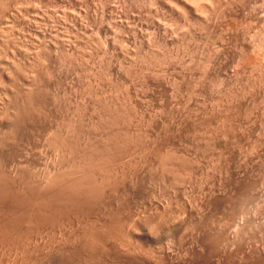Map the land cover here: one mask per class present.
Listing matches in <instances>:
<instances>
[{
	"label": "rangeland",
	"instance_id": "rangeland-1",
	"mask_svg": "<svg viewBox=\"0 0 264 264\" xmlns=\"http://www.w3.org/2000/svg\"><path fill=\"white\" fill-rule=\"evenodd\" d=\"M129 1L0 4L4 178L27 198L38 189L35 199L54 175L88 171L102 192L88 212L40 227L20 220L19 236L0 235V264H264V27L206 14L221 29H202L163 3ZM246 2L264 10V0ZM31 93L33 120L11 137L15 106Z\"/></svg>",
	"mask_w": 264,
	"mask_h": 264
},
{
	"label": "bare ground",
	"instance_id": "bare-ground-1",
	"mask_svg": "<svg viewBox=\"0 0 264 264\" xmlns=\"http://www.w3.org/2000/svg\"><path fill=\"white\" fill-rule=\"evenodd\" d=\"M18 1V0H17ZM133 1V0H132ZM132 1H129V2H131L132 4H136L137 2H139V0L135 3V2H132ZM149 1V2H148ZM247 0H144V2L146 3H150V4H153V3H163L164 4V6L166 5H168V6H170L171 8L169 9V10H172L173 11V8L174 9H176V11L178 10V13H175V15L177 16L178 15V17H180V18H182V19H188L189 21H191V23H196L197 24V26L199 25H201L203 28L202 29H206V27L208 26V28L210 27V30L212 29L211 27L214 25H212V26H210L213 22H214V20H213V22L211 23V22H209L208 23V21H209V19L207 20L206 18H204V16L207 14V16L209 15H211L212 17H208V18H216L217 20L219 19H223L224 18V20L226 19L225 17L226 16H228L227 17V19L230 17V19L232 18V20L234 19H244L245 20V18L247 17H249V19H251V20H255V22L256 21H258V23H259V25L260 26H262V27H264L263 26V24H264V10H259L258 9V7L256 6V5H252V4H250L249 2H246ZM257 1V0H256ZM4 2H5V0H0V4H3L4 5ZM82 2V1H81ZM113 2V1H112ZM253 2V1H252ZM11 3V2H10ZM130 3V4H131ZM145 3H143L142 1H141V3L139 2V4H145ZM146 3V4H147ZM158 3V5L160 6L161 4H159ZM5 4H6V2H5ZM101 4V3H100ZM123 4V3H122ZM129 4V5H130ZM163 4H162V7H163ZM35 5V4H34ZM154 6H155V4H153ZM158 5H157V7H158ZM260 5V4H259ZM37 6V5H36ZM126 6V5H125ZM132 6V5H131ZM135 6V5H134ZM142 6V5H141ZM150 6V5H149ZM152 6V5H151ZM154 6H152V7H154ZM166 6H165V8H166ZM251 6H253V7H251ZM254 6H256L257 7V9H255V7ZM130 7V6H129ZM162 7H160V8H162ZM260 7V6H259ZM3 8V7H2ZM141 8V7H140ZM160 8H158V9H160ZM168 8V7H167ZM166 8V9H167ZM156 9V8H155ZM261 9V8H260ZM2 10V9H1ZM162 10H163V8H162ZM259 10V11H258ZM8 11V10H7ZM45 11V10H44ZM164 11H166V10H164ZM172 11H169V14H171L170 12H172ZM39 12V11H38ZM140 12V11H139ZM156 12V11H155ZM161 12V11H160ZM167 12H168V9H167ZM157 13H158V11H157ZM165 13V12H164ZM163 13V14H164ZM173 13V14H174ZM154 14V13H153ZM13 16V15H12ZM172 16H174V15H172ZM175 16V17H176ZM120 17V16H119ZM4 18V17H3ZM179 18V19H180ZM246 18V19H247ZM175 19V18H174ZM178 20V19H177ZM216 20V21H217ZM161 21V20H160ZM223 21V20H222ZM226 21V20H225ZM231 21V20H230ZM236 21V20H235ZM242 21V20H241ZM184 22V21H183ZM147 23V22H146ZM211 23V24H210ZM217 23H219V21H217ZM247 23H249V21H247ZM252 23V22H251ZM261 23H262V25H261ZM193 24H190V23H188V25H193ZM223 24V23H222ZM226 24V23H225ZM252 24H254V23H252ZM257 24V23H256ZM5 25V24H4ZM160 25V24H159ZM176 25V24H175ZM195 25V24H194ZM193 25V26H194ZM215 25H218V24H216L215 23ZM215 25H214V28H213V30H215V28L216 27H220V25H221V22H220V25L219 26H216L215 27ZM161 26H163V25H161ZM185 26V25H184ZM187 26V25H186ZM200 26V27H201ZM14 27V26H13ZM102 27V26H101ZM223 27V26H222ZM262 27H260V28H262ZM164 28V27H163ZM187 28V27H186ZM93 29V28H92ZM184 29V28H183ZM221 29V27L218 29V30H220ZM259 29V28H258ZM186 30V29H185ZM208 30V29H207ZM261 30H263V29H261ZM203 31V30H202ZM196 32V31H195ZM200 32V31H199ZM211 33H212V36L214 35L213 34V32L212 31H210ZM221 32V31H220ZM219 31H218V33H219V35H221V33H220ZM261 32V31H260ZM99 33V32H98ZM258 33H259V31H258ZM264 33V32H263ZM263 33H262V35H263ZM165 34V33H164ZM176 34V33H175ZM188 34V33H187ZM203 34H205V33H203ZM210 34V33H209ZM222 34H224V32L222 33ZM226 34V33H225ZM255 34V33H254ZM197 35V34H196ZM211 35V34H210ZM261 35V34H260ZM3 36V35H2ZM185 36V35H184ZM204 36H206V35H204ZM214 36H216V34L214 35ZM200 37V36H199ZM211 37V36H210ZM253 37H254V35H253ZM253 37H251V38H253ZM261 37V36H260ZM102 38V37H101ZM155 38V37H154ZM243 38V37H242ZM257 38H259V37H257ZM45 39V38H44ZM156 39V38H155ZM154 39V40H155ZM162 39V38H161ZM171 41V40H170ZM254 41H255V38H254ZM162 42V41H161ZM182 42V41H181ZM101 43V42H100ZM148 43V42H147ZM174 43V42H173ZM220 43V42H219ZM252 43H253V41H252ZM179 44V43H178ZM172 45V44H171ZM212 45V44H211ZM241 45V44H240ZM106 46V45H105ZM159 46H160V44H159ZM251 46V45H250ZM36 47V46H35ZM52 47V46H51ZM96 47V46H95ZM186 47V46H185ZM223 47V46H222ZM241 48V47H240ZM152 49V48H151ZM154 49V48H153ZM185 49V48H184ZM258 49V48H257ZM264 49V48H263ZM197 50V49H196ZM255 50V49H254ZM260 50V49H259ZM153 51V50H152ZM185 51V50H184ZM240 51H242V50H240ZM244 51V50H243ZM256 51V50H255ZM154 52V51H153ZM212 52V51H211ZM1 53V52H0ZM66 53V52H65ZM145 53V52H144ZM150 53H152V52H150ZM202 53V52H201ZM215 54V53H214ZM126 55V54H125ZM160 55V54H159ZM154 56V55H153ZM157 56V55H156ZM170 56V55H169ZM134 58V57H133ZM165 58V57H164ZM213 58V57H212ZM129 59V58H128ZM156 60V59H155ZM171 60V59H170ZM174 60V59H173ZM216 61V60H215ZM142 62V61H141ZM144 62V61H143ZM151 62H152V60H151ZM156 62V61H155ZM77 63V62H76ZM191 63V62H190ZM201 63V62H200ZM263 63V62H262ZM67 64V63H66ZM106 64V63H105ZM155 64V63H154ZM201 66V65H200ZM107 67V66H106ZM168 67H169V65H168ZM189 67V66H188ZM210 67V66H209ZM19 69V68H18ZM132 69V68H131ZM261 69V68H260ZM143 70V69H142ZM154 70V69H153ZM202 70H203V68H202ZM251 71V70H250ZM41 73V72H40ZM248 74V73H247ZM130 76V75H129ZM33 77V76H32ZM174 77V76H173ZM102 79V78H101ZM133 79V78H132ZM163 79V78H162ZM92 84V83H91ZM217 86V85H216ZM31 90V89H30ZM99 90V89H98ZM117 90V89H116ZM35 92V91H34ZM96 92V91H95ZM248 92V91H247ZM30 94V93H29ZM37 94V93H36ZM122 94V93H121ZM253 94V93H252ZM28 95V94H27ZM26 97V96H25ZM15 98V97H14ZM13 98V99H14ZM27 98V97H26ZM35 99H36V102L38 101V99L36 98V96L34 95V93L32 94L31 93V95H29V98H27V100H29L28 102H26L27 100H25V102L22 100V103H17V101H16V106H15V104H14V106H15V111L13 112L14 114L12 115L13 116V127L12 128H10V133H12L11 134V137H13L14 136V134H17L16 132H19V128L20 127H22L26 122H28L29 120H33V118H32V114H31V111L29 110V109H33V108H31L32 106V104H33V102H35ZM126 100V99H125ZM264 100V99H263ZM13 101V100H12ZM36 102H35V105L33 104V107H36L37 105H36ZM13 103V102H12ZM28 103H29V105H30V108H28L29 107V105H28ZM38 103V102H37ZM99 104V103H98ZM40 105V104H39ZM13 106V105H12ZM13 106V107H14ZM105 107V106H104ZM79 109V108H78ZM82 109V108H81ZM257 109V108H256ZM7 110V109H6ZM35 110V109H34ZM33 110V111H34ZM38 110V109H37ZM114 110V109H113ZM125 110V109H124ZM5 111V110H4ZM3 111V112H4ZM32 111V112H33ZM117 111V110H116ZM35 112V111H34ZM108 112V111H107ZM7 113V112H6ZM12 113V112H11ZM123 113V112H122ZM42 114V113H41ZM110 114V113H109ZM244 114V113H243ZM4 116V115H3ZM9 117V116H8ZM34 117V116H33ZM37 117V116H36ZM119 117V116H118ZM124 118V117H123ZM113 119V118H112ZM120 119H122V118H120ZM105 120V119H104ZM118 121V120H117ZM31 122V121H30ZM29 122V123H30ZM33 122V121H32ZM103 122V121H102ZM112 122H113V120H112ZM115 122V121H114ZM112 123V125L113 124H115V123ZM80 123V122H79ZM108 124V123H107ZM119 125V124H118ZM27 127V126H26ZM102 127V126H101ZM100 127V128H101ZM104 127V126H103ZM120 127V126H119ZM4 128H6V127H4ZM23 128V127H22ZM89 128V127H88ZM110 128V127H109ZM81 129V128H80ZM21 130V129H20ZM23 130V129H22ZM12 131V132H11ZM78 131V130H77ZM113 131H115V130H112V132ZM5 132V131H4ZM21 132V131H20ZM58 132V131H57ZM10 133H8L9 135H10ZM62 134V133H61ZM64 134V133H63ZM71 134V133H70ZM106 134V133H105ZM108 134V133H107ZM106 134V135H107ZM116 134H117V132H116ZM5 135V134H4ZM13 135V136H12ZM22 135V134H21ZM54 135H55V133H54ZM58 135V134H57ZM56 135V136H57ZM112 135V134H111ZM110 135V136H111ZM8 136V135H7ZM53 136V135H52ZM59 136H61V135H59ZM58 136V137H59ZM116 136V135H115ZM127 136H128V134H127ZM5 137V136H4ZM3 137V138H4ZM57 137V138H58ZM66 137V136H65ZM64 136L63 137H59V139L61 138H63L62 140L64 141V143L66 144V142H69V144H71L70 143V141L68 140V138H65ZM108 137V136H107ZM114 137V136H113ZM122 137V136H121ZM125 137V136H124ZM129 137V136H128ZM10 138V137H9ZM56 138V137H55ZM115 138V137H114ZM117 138V137H116ZM12 139V138H11ZM61 139H60V142H61ZM109 139H111V137L109 138ZM120 139V138H119ZM133 139V138H132ZM5 140V139H4ZM107 140V139H106ZM112 140V139H111ZM110 140V141H111ZM116 140V139H115ZM121 140V139H120ZM135 140V139H134ZM3 141V140H2ZM6 141V140H5ZM0 142H1V138H0ZM9 142V141H8ZM120 142H122V141H120ZM124 142V141H123ZM2 143V142H1ZM62 143V142H61ZM60 143V144H61ZM111 143V144H110ZM117 143V142H116ZM63 144V143H62ZM68 144V143H67ZM15 145V144H14ZM75 145V144H74ZM98 145V144H97ZM108 145L110 146V145H112V142H109L108 143ZM115 146H113V147H115V148H112V149H116V148H118L119 146H120V144L118 143L117 145H119L118 147L116 146V144H114ZM125 145V144H124ZM0 146H1V144H0ZM3 146V145H2ZM60 146V145H59ZM77 146V145H76ZM94 146V145H93ZM92 146V147H93ZM104 146H105V144H104ZM107 146V145H106ZM105 146V148H107ZM121 146H123L122 144H121ZM63 147V146H62ZM91 147V148H92ZM126 147V146H125ZM6 148V147H5ZM75 148V147H74ZM73 148V149H74ZM4 149V148H3ZM58 149V148H57ZM100 149H101V147H99V151H100ZM103 149V148H102ZM108 149V148H107ZM106 149V150H107ZM96 150V149H95ZM105 150V149H104ZM109 150H111V149H109ZM119 150V149H118ZM117 150V151H118ZM120 150H123V149H120ZM2 151V150H1ZM101 151H103V150H101ZM113 151V150H112ZM116 151V150H115ZM77 152V151H76ZM75 152V153H76ZM83 152V151H82ZM104 152V151H103ZM114 152V151H113ZM120 152V151H119ZM122 152V151H121ZM79 153H81V152H79ZM95 153H96V151H95ZM108 153V152H107ZM109 153H111V152H109ZM116 153V152H115ZM114 153V154H115ZM100 154V153H99ZM119 154V153H118ZM98 155V154H97ZM68 156V155H67ZM76 156V155H75ZM90 156V155H89ZM101 156V155H100ZM108 156V155H107ZM117 156V155H116ZM94 157V156H93ZM106 157V156H105ZM105 157H103V158H105ZM112 157H113V155H112ZM72 158V157H71ZM84 158V157H83ZM82 158V159H83ZM107 158V157H106ZM100 159H102V157L100 158ZM80 160V159H79ZM86 160V159H85ZM91 162H92V160H90ZM95 161V160H94ZM100 161V160H99ZM104 161V160H103ZM111 161V160H110ZM113 161V160H112ZM163 161H167V160H163ZM88 162H89V160H88ZM87 162V166H88V164L90 165V163H88ZM102 162V161H101ZM74 163V162H73ZM84 163V161L82 160V163L81 164H83ZM99 163V162H98ZM97 163V164H98ZM164 163V162H163ZM162 163V164H163ZM75 164V163H74ZM161 164V165H162ZM165 164V163H164ZM164 164L162 165V166H164ZM2 165V164H1ZM71 165V164H70ZM78 165V164H77ZM92 166V165H91ZM172 166V165H171ZM62 167V166H61ZM78 167V166H77ZM84 167H86L85 165H84ZM81 168V167H80ZM83 168V167H82ZM162 168V167H161ZM165 168V167H164ZM163 168V169H164ZM167 168V167H166ZM170 168V167H169ZM67 169V168H66ZM73 169H74V167H73ZM85 169H87V168H85ZM168 169V168H167ZM68 170H70V168L68 169ZM68 170H67V172H68ZM72 170V169H71ZM78 170V169H77ZM80 170H82V169H79V171ZM84 170V169H83ZM91 170H92V168H91ZM73 171V170H72ZM74 171H75V169H74ZM90 171V170H89ZM76 172V171H75ZM81 172H83V173H81L82 175H87V177H85V176H82L81 174H79V173H77V177L74 179L73 178V180H71V178L73 177H70L67 173V176L68 177H70V179L68 180H66L64 177L66 176H64V174H61L60 176H62L63 175V177L61 178V177H59V175H58V177L59 178H57V175H54L55 177L54 178H52L49 182H48V185H47V187L48 188H50V189H48V191L49 192H47L46 190H47V188L45 187V186H43L44 188H46L45 190H44V192L46 193H44L42 190L44 189H41V191L44 193H41V194H43L42 196H40V194L38 193V195L40 196V198H38V197H35V199L33 198V191H35V193L37 194V192L39 191L38 189H37V192H36V190H33L32 189V192H30V196H31V193L33 194L32 195V197H30L29 195V197L30 198H32L33 199V201L34 200H36V198H37V200H36V202H33L32 201V199L30 200L29 199V197L27 198L26 196H22V195H20V194H22V191H24V190H22L21 191V193H18V192H16L17 191V189L19 188H17L15 185H12V180L10 181V180H8L9 181V183L7 182V175L5 176V175H3L4 174V171L3 170H1V167H0V183H2V184H0V203H1V210H0V215H1V213H3V210H4V212L6 211V213H4V214H2V215H5V216H0L1 217V219H3L2 221H1V219H0V235L1 236H3V235H6V237H8L9 235H8V233L9 232H13V231H11V230H15V228L14 227H16L17 226V228H18V226H19V222H20V220H21V222L24 220V219H27L28 221H27V223L29 222V224H30V226H36V227H40L39 226V224L41 223V221H42V223H43V221L44 220H54V218L53 217H55V216H59V213L58 212H64V214L66 215V213H65V211H67V213H70V212H72V213H76V211L78 210L80 213H82L84 210L83 209H85L86 207L85 206H91V207H93L95 204H97V203H95L96 201H98V198H99V196H101L100 194H102V192H100L101 190H99V189H101L100 187H99V185L97 184L98 182H97V176H94V174H90V172H88L87 171V173H86V171H81ZM85 172V173H84ZM63 173V172H62ZM65 173V172H64ZM71 173V172H70ZM74 174V173H73ZM78 174L79 175H81V177H79L78 176ZM45 175V174H44ZM48 176V175H47ZM4 177H7V178H4ZM79 177V178H78ZM42 178V177H41ZM43 178H45V177H43ZM50 178V177H49ZM61 178V179H60ZM64 178V179H63ZM67 178V177H66ZM97 179V180H96ZM105 179V178H104ZM123 180V179H122ZM5 181V182H4ZM96 181V182H95ZM26 182V181H25ZM100 182V181H99ZM11 183V184H10ZM46 183V182H45ZM102 183V182H101ZM101 183H99V184H101ZM15 184V183H14ZM19 184V183H18ZM44 184V183H43ZM42 184V185H43ZM107 184V183H106ZM20 185V184H19ZM23 185V184H22ZM27 185H28V187H27ZM30 185H31V187H32V185H33V183L32 184H26V188H25V194H29V193H27L28 191H31V188H30V190L28 189L29 187H30ZM38 185V184H37ZM102 185V184H101ZM100 185V186H101ZM12 186H14V189L13 188H11ZM35 188H36V186L35 185H33ZM103 186H104V184H103ZM106 186V185H105ZM9 188V189H8ZM15 188H16V191H15ZM38 188V187H37ZM42 188V187H41ZM7 190V192H6V190ZM12 189V190H11ZM20 189V188H19ZM22 189H24V188H22ZM26 189H28V190H26ZM8 190H10V193H8ZM13 190L15 191L14 193H16V194H14V193H12V194H14V195H17V193H18V196H15V197H13V195L11 194V192H13ZM8 193V194H7ZM24 193H23V195H24ZM100 193V194H99ZM5 194L7 195V196H5ZM12 195V197H13V200L14 201H16V202H14L13 200L11 201V200H9L10 202H8V199H12L11 198V195ZM35 194V196H37ZM8 195L10 196V198L8 197ZM19 196H21V197H19ZM96 196H98V198L96 197ZM5 197H7L8 199H6ZM97 198V200H95L96 198ZM6 199V200H4V201H2L3 199ZM94 198V199H93ZM28 199V200H27ZM247 199V198H246ZM95 202H94V201ZM100 200V199H99ZM101 200H102V198H101ZM2 201V202H1ZM7 202V204H6V206H4L3 207V203H6ZM28 201V202H27ZM32 201V202H31ZM90 201H93L94 202V205H92L93 204V202H92V204H91V202ZM14 202V203H13ZM27 204H26V203ZM29 202H31L32 203V205H28V203ZM89 202H90V204H89ZM11 204V203H13V205H16V207L19 205L18 203H20L21 204V207L20 208H18L17 210L19 211V213H18V211H16V207H12L11 205H8V204ZM34 203V204H33ZM26 205L25 207H23L24 205ZM30 204V203H29ZM101 204V203H100ZM10 206V208L12 207L13 209H15L14 210V212H11L10 210H12V209H10L8 206ZM27 206H30V207H27ZM31 206H32V208H31ZM103 206V205H102ZM27 207V208H26ZM85 207V208H84ZM2 208H5V209H2ZM30 208H31V210H30ZM83 208V209H82ZM108 208V207H107ZM121 208V207H120ZM8 209V210H7ZM22 209L24 210L23 212H21L22 211ZM26 209H28L29 210V213H26V212H28V210H26ZM73 209V210H72ZM88 209V210H87ZM89 209H90V207L88 208H86V210H85V212H88L89 211ZM102 209V208H101ZM21 210V211H20ZM68 210H70L69 212H68ZM72 210V211H71ZM74 210H76V211H74ZM81 210H83V211H81ZM105 210V209H104ZM7 211H9V212H7ZM13 211V210H12ZM15 211L17 212L16 214H14L15 213ZM26 211V212H25ZM77 211V212H78ZM119 211V210H118ZM13 214H11V213ZM94 212V211H93ZM11 214L13 217H12V219L9 217V216H11V215H9L8 216V214ZM58 213V214H57ZM60 213V214H61ZM57 214V215H56ZM84 214V213H83ZM62 215V214H61ZM60 215V216H61ZM116 215V214H115ZM119 216V215H118ZM6 218V219H4V218ZM9 218H10V220H9ZM24 218V219H23ZM59 218V217H58ZM61 218V217H60ZM115 218V217H114ZM115 219H117L118 220V218H115ZM115 219H114V221H115ZM55 220H56V217H55ZM6 221H11L10 223H11V225H9L10 223H6V225H4L5 223L4 222ZM3 222V223H2ZM25 222V220L23 221V223ZM53 222H55V221H53ZM115 222H118V221H115ZM114 222V223H115ZM47 223V222H46ZM52 223V222H51ZM90 223V222H89ZM119 223H120V221H119ZM18 224V225H17ZM21 224V223H20ZM29 224H28V226H27V229H29ZM32 224V225H31ZM45 224V223H44ZM7 225H9V227H7ZM21 225H23V224H21ZM89 225V224H88ZM97 225V224H96ZM95 225V226H96ZM6 226V227H5ZM110 226H111V224H110ZM117 226V225H116ZM11 227V228H10ZM13 227V228H12ZM21 227V226H20ZM24 227V226H23ZM115 227V226H114ZM17 228H16V230H17ZM26 228V227H25ZM35 228V227H34ZM97 228V227H96ZM111 228V227H110ZM19 229V228H18ZM102 229V228H101ZM100 229V230H101ZM15 230V231H16ZM20 230V229H19ZM19 230H17L18 232H19ZM23 230V229H22ZM26 230V229H25ZM31 230V229H30ZM33 230V229H32ZM94 230V231H93ZM96 229H95V227H92L91 225L88 227V228H86L85 229V231L83 232L84 234H83V236H84V238H85V241H86V243H85V247H90V248H92L93 249V247L92 246H94L95 245V243H94V245L91 243V244H89L91 241H94V242H96V240H97V233H98V238H99V232L98 231H95ZM14 231V232H15ZM17 231L14 233V234H16L17 233ZM21 231V230H20ZM108 231V230H107ZM22 232H25V231H22ZM27 233H28V230H27ZM90 233V234H89ZM10 234V233H9ZM19 234V233H18ZM18 234H16V235H18ZM223 234V233H222ZM11 235V234H10ZM16 235H15V237H16ZM88 236V238H87V236ZM101 235V234H100ZM12 236V235H11ZM14 236V235H13ZM19 236V235H18ZM6 237H4V238H6ZM104 237V236H103ZM3 238V237H2ZM77 238V237H76ZM91 238H96V240H93V239H91ZM234 239V238H233ZM11 240V239H10ZM13 240V239H12ZM76 240V239H75ZM79 241H81V240H79ZM90 241V242H89ZM218 241V240H217ZM251 241V240H250ZM88 242V243H87ZM82 243L84 244V241H82ZM79 244H80V242H79ZM83 244H82V246H83ZM71 245V244H70ZM97 245V244H96ZM85 247H83V248H85ZM69 248V247H68ZM89 248V249H90ZM106 248V247H105ZM262 248V247H261ZM88 249V248H87ZM91 251V250H90ZM93 251V250H92ZM90 253V252H89ZM93 253V252H92ZM81 254V253H80ZM79 255V254H78ZM71 257H72V255H71ZM79 258V257H78ZM72 259V258H71ZM100 261V260H99ZM77 263H79V262H77Z\"/></svg>",
	"mask_w": 264,
	"mask_h": 264
}]
</instances>
